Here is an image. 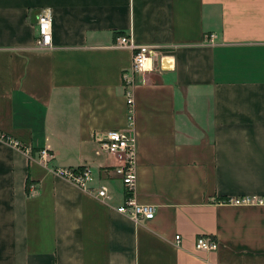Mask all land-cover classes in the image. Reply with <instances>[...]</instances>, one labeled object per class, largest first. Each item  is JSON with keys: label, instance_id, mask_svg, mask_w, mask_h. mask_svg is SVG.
<instances>
[{"label": "crops", "instance_id": "crops-1", "mask_svg": "<svg viewBox=\"0 0 264 264\" xmlns=\"http://www.w3.org/2000/svg\"><path fill=\"white\" fill-rule=\"evenodd\" d=\"M43 9L52 47L38 51ZM124 35L153 49L132 127ZM107 131L135 136L153 219L116 211ZM84 166L88 192L52 173ZM244 196H264V0H0V264H264V206L223 203ZM199 235L217 250H196Z\"/></svg>", "mask_w": 264, "mask_h": 264}, {"label": "built area", "instance_id": "built-area-1", "mask_svg": "<svg viewBox=\"0 0 264 264\" xmlns=\"http://www.w3.org/2000/svg\"><path fill=\"white\" fill-rule=\"evenodd\" d=\"M36 40L35 49L38 51H46L52 47V13L50 9L41 10L36 16ZM212 36L210 41L212 42ZM115 47L126 48L132 51V59L130 67L123 72L122 80L127 89L126 105H127V125L133 126V97L129 91L135 85V75L145 72L148 62L151 59L153 49L145 45H136L132 41L131 35L119 36L116 39ZM98 139L99 149L102 152L117 157L121 164L116 167L115 173L121 178L124 187V201L116 211L129 219L139 222L151 220L154 217V207L152 205H144L137 203L135 199L136 187V138L133 134L123 131H107L100 134ZM9 145L22 149L23 152L29 153V149L22 147L19 143L1 136ZM51 158L49 151L42 149L38 153V159L41 162H47ZM52 173L65 179L82 191L88 192L89 185L93 181V173L88 166L80 168H56ZM97 197L104 199L107 197L105 187L97 192ZM223 203L236 206H264V196H244L234 199H227ZM176 244L180 243V236H175ZM218 248L215 239H209L204 235H199L195 241V249L204 252H213Z\"/></svg>", "mask_w": 264, "mask_h": 264}, {"label": "rangeland", "instance_id": "rangeland-1", "mask_svg": "<svg viewBox=\"0 0 264 264\" xmlns=\"http://www.w3.org/2000/svg\"><path fill=\"white\" fill-rule=\"evenodd\" d=\"M22 150V149H21ZM23 151V150H22Z\"/></svg>", "mask_w": 264, "mask_h": 264}]
</instances>
